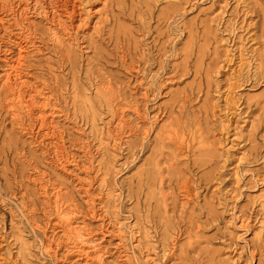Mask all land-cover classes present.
<instances>
[{
	"label": "rangeland",
	"instance_id": "374dc122",
	"mask_svg": "<svg viewBox=\"0 0 264 264\" xmlns=\"http://www.w3.org/2000/svg\"><path fill=\"white\" fill-rule=\"evenodd\" d=\"M55 1L0 31V264H264V0H77L67 34ZM15 33L55 134L5 105Z\"/></svg>",
	"mask_w": 264,
	"mask_h": 264
},
{
	"label": "bare ground",
	"instance_id": "6f19581e",
	"mask_svg": "<svg viewBox=\"0 0 264 264\" xmlns=\"http://www.w3.org/2000/svg\"><path fill=\"white\" fill-rule=\"evenodd\" d=\"M14 7L15 6L8 5L7 0H0V31L2 29L1 27L7 21L5 16H10L15 13V11H13L15 10ZM53 10V18L58 19L57 22L53 19V23L62 27L66 34L70 32L67 27L61 26V22H64L62 17L66 16L72 24L74 16L79 11L78 1L56 0ZM12 37L11 41L15 45V50L10 56H8V58L5 57L3 59L8 68L5 74V89L7 91L4 99L5 105L7 106V109L15 115H17V109H19V106L31 113H38L39 118L36 121L39 129H45L46 134H55L54 128L46 119L47 110L45 108H47L46 106H49V96L44 91L42 92V90L37 89V87L29 86V88L25 90L27 85H25V82L21 78V66L24 62L23 58L27 52L30 39L27 35L23 36L17 33L13 34ZM51 114H53V112ZM58 156L60 164L64 165L67 163L68 160H66L62 151L58 153ZM57 210V215L55 217L56 223L62 228V231H64L67 236L74 238V240L77 241L76 247L79 250V253L83 255L84 259H86V263H89V249L92 247L88 244V240L82 238L80 231L77 229V226H75V219L68 211L59 210V208ZM94 261L97 262V264L101 262L99 258Z\"/></svg>",
	"mask_w": 264,
	"mask_h": 264
}]
</instances>
